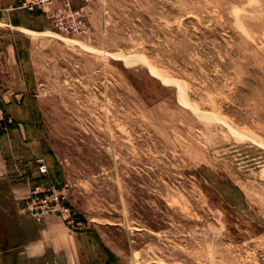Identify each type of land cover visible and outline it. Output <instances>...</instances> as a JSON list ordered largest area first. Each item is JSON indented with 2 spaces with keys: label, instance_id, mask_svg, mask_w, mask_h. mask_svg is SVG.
Returning a JSON list of instances; mask_svg holds the SVG:
<instances>
[{
  "label": "rangeland",
  "instance_id": "374dc122",
  "mask_svg": "<svg viewBox=\"0 0 264 264\" xmlns=\"http://www.w3.org/2000/svg\"><path fill=\"white\" fill-rule=\"evenodd\" d=\"M69 1L0 26V139L88 263L264 264V0Z\"/></svg>",
  "mask_w": 264,
  "mask_h": 264
},
{
  "label": "crops",
  "instance_id": "0c3cea01",
  "mask_svg": "<svg viewBox=\"0 0 264 264\" xmlns=\"http://www.w3.org/2000/svg\"><path fill=\"white\" fill-rule=\"evenodd\" d=\"M28 1L0 0V26L32 31L29 26L14 21L18 13L25 11L27 7L23 3ZM59 4L41 2L35 5L47 13ZM8 155L11 159L6 158ZM18 157L7 147L6 141L0 139V261L3 264H89L80 234L69 230L58 216L50 215L37 222L20 213L18 203L27 197L28 188L25 182H14L9 177Z\"/></svg>",
  "mask_w": 264,
  "mask_h": 264
},
{
  "label": "built area",
  "instance_id": "2783aa9c",
  "mask_svg": "<svg viewBox=\"0 0 264 264\" xmlns=\"http://www.w3.org/2000/svg\"><path fill=\"white\" fill-rule=\"evenodd\" d=\"M53 0H30L24 2L27 8H32L36 3L52 2ZM62 7L58 10H51L48 14L52 17L61 30L67 33L83 34L87 30L85 20L79 12L71 6L69 0H60ZM22 168V167H21ZM13 172L28 188L27 197L19 203V211L22 214L34 218L37 222H42L47 216L55 215L71 225L72 209L67 201L63 187L55 184L49 177L48 167L43 159H39L35 172L24 174L18 164H15Z\"/></svg>",
  "mask_w": 264,
  "mask_h": 264
},
{
  "label": "trees",
  "instance_id": "16d2710c",
  "mask_svg": "<svg viewBox=\"0 0 264 264\" xmlns=\"http://www.w3.org/2000/svg\"><path fill=\"white\" fill-rule=\"evenodd\" d=\"M2 134H4V131H0V135H2ZM11 157H12L11 155L6 156L7 159L8 158L11 159Z\"/></svg>",
  "mask_w": 264,
  "mask_h": 264
}]
</instances>
